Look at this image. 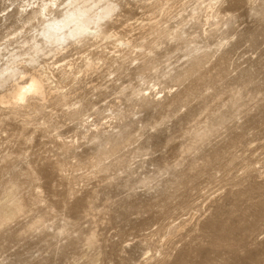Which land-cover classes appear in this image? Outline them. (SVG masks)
<instances>
[{"label": "rangeland", "instance_id": "rangeland-1", "mask_svg": "<svg viewBox=\"0 0 264 264\" xmlns=\"http://www.w3.org/2000/svg\"><path fill=\"white\" fill-rule=\"evenodd\" d=\"M116 1L44 100L0 90V264H264V0Z\"/></svg>", "mask_w": 264, "mask_h": 264}, {"label": "bare ground", "instance_id": "bare-ground-1", "mask_svg": "<svg viewBox=\"0 0 264 264\" xmlns=\"http://www.w3.org/2000/svg\"><path fill=\"white\" fill-rule=\"evenodd\" d=\"M119 8L116 0H43L36 7L24 10L25 16L21 18L25 24H38V27L19 44L21 50L10 52L0 68V90L10 87L7 93L15 104H25L31 98L44 100L52 79L46 71L37 69L42 57L61 55L87 39L97 42L109 39L105 28ZM51 89L50 95L60 93L59 89Z\"/></svg>", "mask_w": 264, "mask_h": 264}]
</instances>
